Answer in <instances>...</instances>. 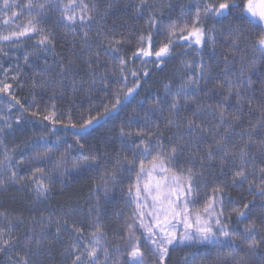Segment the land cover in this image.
<instances>
[{"label":"trees","instance_id":"trees-1","mask_svg":"<svg viewBox=\"0 0 264 264\" xmlns=\"http://www.w3.org/2000/svg\"><path fill=\"white\" fill-rule=\"evenodd\" d=\"M86 2L96 5L92 12L95 18L89 26V46L82 44L79 35L80 26L77 27V32L73 33L53 17L49 18L46 25H42L46 33L52 35L53 46L44 51L42 46L36 47L40 37H30L28 39L30 46L26 52L17 54L21 66L16 74L9 73L11 69L8 68L9 63L2 58L3 54L0 55V78L3 79L4 84L11 85L6 91L0 92V100L10 106L8 116L0 118V160L7 163L6 155L11 156L13 164L17 165L11 170L22 177L18 183L8 182L0 187V213H5L12 220L15 226L11 235L18 240L8 251L0 252V264H16L17 261L25 258L28 259L29 264H71L72 256L69 254L70 250L66 251V249L75 239L70 235L72 221L83 228L81 239L87 243L92 232L89 225L97 218L104 226V246L108 248L107 258L103 251L99 253L102 264H116L117 261L119 264H124L126 257L116 253V249L126 240L127 224L133 219L134 206L130 202L127 189L135 182V174L127 171L118 172L115 183L109 182L107 192L100 184L103 169H111L114 166L116 153L127 155L131 159V153L127 151L126 146L135 140L136 136L121 137L120 129L135 133L144 125V116L147 113L150 119L160 121L159 131L165 137L173 135L176 133L175 125L169 126L163 123L164 117L168 115L166 105L172 99L165 85H171L172 90L175 91L179 84L198 72L195 65H199L201 60L206 66L205 75H209L207 69H211L212 79L218 81L222 79L225 57L228 58L229 64L238 66L242 60H250L254 55L250 44L240 43L241 50L247 47L246 54L232 47L228 39L229 24L234 23L231 16L224 20L209 17L204 21V28L209 35L215 36V43L208 42L199 46L192 44L189 47L188 44L177 41L178 46H174L168 57L160 63L154 54L144 56L139 49L143 47L152 50L153 53L158 50L166 42L165 33L171 21L182 24L195 14V0H146L147 8L139 7L141 0H86ZM213 2L218 3L220 0ZM150 16L157 20L151 28L148 24ZM244 30L246 35L255 39L257 29H249L245 25ZM97 32L101 33L100 37H97ZM149 33L153 40L149 42L146 39L141 44L140 37L142 35L147 37ZM109 46L118 49L117 54L127 61L123 73L127 77L126 82L120 79L119 72L115 71L119 61L114 59L112 52H106ZM97 52L102 65L98 71L105 72L109 76L104 82L109 85L108 88L104 87V83H101L99 78L93 84V77L89 72V62L95 68ZM25 56L28 57L27 61ZM189 62L194 66L191 70L187 67ZM143 68H146L145 72ZM62 70L66 75H61ZM132 72H136L138 80L132 76ZM145 73L147 76L144 75ZM137 83L140 85L139 88L128 96L127 100L122 99L123 107L119 109L118 115L114 114L106 122L94 123L84 130L87 134L80 140L86 154L98 150L99 156L107 157V163L100 162V171L84 169L71 172V175L63 178L64 183L56 182L52 185L51 192L46 198L38 199L32 190L34 185L30 182L31 171L28 164V158L36 151L31 147L35 139L45 133H51L55 135L51 141H56L57 137L61 138L59 142L61 152L67 144L73 145L75 150L80 146L77 144L79 137L76 135L80 130L78 127L72 128L71 124H79L80 117L83 115L87 118L90 112L95 115L96 109L102 111L103 105L109 104L110 93L119 91L123 97L127 89L135 87ZM205 84L207 88H213L211 82L201 81V92L198 97L200 100L207 99L203 92ZM260 88L261 81L257 75H253L252 89L247 96L251 98V109L254 111L250 114L247 101H242L244 105L242 126H247L249 120L255 123L260 115L259 106L264 103ZM212 102L215 103V99ZM181 103L183 104L184 101L181 100ZM230 103L234 104L235 100ZM189 105L187 111L182 109V115L192 118L194 104L191 99ZM229 111L235 109L230 108ZM52 112L56 114L55 123L43 119ZM196 119L197 123L200 120L207 122L211 120V116L201 113ZM234 139L239 140L238 137ZM259 139L264 137L254 138L251 145L252 154L258 158L255 161L257 169L262 166ZM204 147L201 145V149L192 159H188V154L185 153L179 161L191 167L197 174L196 208H201L205 197L211 196L213 188L224 182L227 185L224 189L225 215L230 216V220H226V223L233 230L243 231L249 221L237 223L231 209L252 202L254 207H251L249 217L257 224L256 239L260 241L264 238V229H260L261 217L264 216V208L260 205L264 200L255 191L248 190L247 181L243 184H233L232 166L228 165L222 171L218 156H214L212 160L200 159ZM22 154L25 160L23 163H18ZM7 174L8 171L0 167V175L7 176ZM249 179L252 177L250 176ZM98 184L100 191L96 192ZM96 196L98 200L95 203ZM68 212H71L70 217L65 215ZM62 218L69 219V226H62ZM58 220H61V224L57 223ZM5 223L3 217H0V225ZM58 227L59 233H57ZM29 238H32L33 242L26 246L25 242ZM36 238L42 241L39 245L35 243ZM236 246L243 249V252L231 256L227 249L208 243L175 245L170 247L166 264H189V262L190 264H237L240 255L244 257L242 264H264V243H259L255 248H247L243 241L237 239Z\"/></svg>","mask_w":264,"mask_h":264},{"label":"snow or ice","instance_id":"snow-or-ice-1","mask_svg":"<svg viewBox=\"0 0 264 264\" xmlns=\"http://www.w3.org/2000/svg\"><path fill=\"white\" fill-rule=\"evenodd\" d=\"M139 7L147 8L146 0H141ZM95 8V4H89L86 0H68L67 3H63V0H44V2L3 0L0 11L11 12L9 19L4 20L5 24L19 20L21 15L27 16L28 19L26 23L18 24V31L12 32L10 36L0 37V39L30 38L31 34V36L40 37L36 47L42 46V50H49L50 46H53V38L50 33H46L42 25L49 22L50 11H55L59 13L57 22L65 29L76 33L77 27L80 26L79 35L82 38V44L89 46V26L95 18L92 15ZM194 8L195 14L182 24H177L175 21L169 23L165 33L166 42L158 50L153 53L152 50L141 47L140 53L144 56L154 54L157 61L163 63L172 48L178 46L177 41H184L189 47L192 46V41L198 46L206 45L208 42L215 43V36L205 31L204 21L209 17L224 20L231 16L234 23L229 24L228 39L232 47L246 54L247 47L241 50L240 43L250 44L254 55L250 60H242L238 66L229 64L228 58L225 57L222 79L218 81L212 79L211 69H207L209 75H205L206 66L201 60L199 65H195L198 72L179 84L175 91L172 90L171 85H165L172 99L166 105L168 115L164 117L163 123L169 126L175 125L176 133L173 135L165 137L159 131L160 121L150 119L147 113L144 116V125L135 133L120 129L121 137L136 136V139L126 146L127 151L131 153V159L127 155L116 153L114 166L111 169H103L100 184L107 192L109 182L115 183L118 172L127 171L135 174V182L131 183L127 189V194L131 198L130 202L135 204V208L133 219L127 224L126 229L130 250L125 251L127 259L124 264H166L170 247L185 244V242L218 245L221 249H227L231 256L243 252V249L236 246L237 239L243 241L247 248H255L259 243H264V238L257 241V224L249 217L251 207H254L252 202L243 203L241 207L231 209V213L236 216L237 223L249 221L245 224L243 231L233 230L226 223V220H230V216L225 215L224 189L227 185L224 182L213 188L211 196L205 197L201 208H196L197 174L191 167L179 162L180 157L185 153L188 154V159H192L201 149V145H204L200 159L212 160L214 156H218L222 171L224 167L232 166L233 184H243L247 181L248 190L255 191L264 200V139H259L258 143L262 165L258 169L255 166L258 158L251 151L254 138L264 137V103L259 106L260 115L255 123L249 120L247 126H242L244 106L242 101H247L250 114L254 111L251 109V98L247 96L252 89L253 75H257L261 81L260 94L264 96V0H240V2L220 0L218 3H214L213 0H195ZM13 9L19 11H13ZM156 23L155 17L150 16L149 27L151 28ZM245 25L249 29H257L254 40L250 35L245 34ZM96 35L100 37L101 33L97 32ZM146 39L149 42L153 40L151 33L147 37L143 35L140 37L141 44ZM106 52H112L114 59L119 61L115 71L119 72L120 79L126 82L127 77L123 73L127 61L117 54L118 49L116 48L109 46ZM96 56L95 68L91 62L88 65L93 84L97 78L101 83L109 79L105 72L98 71L102 67L99 52ZM27 59L28 57L25 56V61ZM187 67L191 70L194 66L189 62ZM61 75H66V73L62 70ZM144 75L147 76V73ZM132 76L139 79L136 72H132ZM201 81L213 84L211 89L205 84L203 89L204 96L207 98L205 100L198 99L201 92ZM139 86L137 83L135 87L128 88L123 97L119 91L110 93L109 104L103 105L102 111L96 109L95 115L90 112L87 118L83 115L80 117L79 124L72 123V128L78 127L80 130L76 133L79 137L77 144L80 146L75 150H73V145L67 144L61 152L60 137H57L56 141H49L44 135L35 139L31 147L36 151L28 158V164L31 171L30 182L34 185L32 190L38 199L46 198L51 192L52 185L56 182L64 183L63 178L71 175V172L84 169L93 172L100 171V162L107 163V157L99 156L98 150L85 153L83 144H80V140L87 134L84 130L94 123L106 122L114 114L118 115L119 109L123 107L122 99L127 100L128 96L132 95ZM10 87V84L0 85V92ZM104 87L108 88L109 85L104 83ZM190 99L194 104L192 118L182 115V109L187 111L190 107ZM213 99L215 103L212 102ZM233 99L234 104L230 103ZM181 100L184 101L183 104ZM17 103L19 104V101ZM230 108H234L235 111H229ZM201 113L210 115L211 120L207 122L200 120L197 123L196 117ZM55 115V112H52L45 115L43 119L55 123ZM69 122L71 123L70 119ZM236 137L239 138L238 141L234 139ZM5 159L7 163L0 160V167L5 168L8 174L7 176L0 175V187L8 182L18 183L22 180L16 171L11 170L17 166L13 164L12 157L6 155ZM24 160L25 157L22 154L18 163H23ZM250 165L251 171H249ZM250 176L252 179H249ZM100 184L97 185L96 192L100 191ZM260 206L264 208V203ZM65 215L70 217L71 212ZM0 217L6 221L5 224L0 225V252H6L18 241L11 235L15 226L12 220L5 213H0ZM49 222H51V217H49ZM57 223L61 224V220ZM62 226H69V219L62 218ZM89 226L94 230L90 233V240L84 243L81 239L83 228L78 227L75 221L71 223L70 235L75 239L66 249V251L70 250L69 254L72 256L71 264H102L99 253L103 251L105 258L108 256V248L104 246V226L99 218ZM260 229H264V216L261 217ZM59 231L58 227L57 233ZM138 231L139 235H137ZM142 241L151 248L152 261L145 259V253L141 247ZM32 242L33 239L29 238L25 245H30ZM41 242L40 238L35 239L37 245ZM243 260V255H240L237 264H242ZM16 264H29V261L25 258L17 261Z\"/></svg>","mask_w":264,"mask_h":264},{"label":"rangeland","instance_id":"rangeland-1","mask_svg":"<svg viewBox=\"0 0 264 264\" xmlns=\"http://www.w3.org/2000/svg\"><path fill=\"white\" fill-rule=\"evenodd\" d=\"M24 2H26V0H24ZM40 2H44V0H40ZM68 0H63V3H67ZM3 4V0H0V7H2ZM13 11H19L18 9H13ZM11 16V12H3L0 11V37L3 36H10V34L14 31H18V24L21 23H26L27 22V16L25 15H21L19 20H13L12 22L5 24L4 20L9 19V17ZM55 17L58 18L59 17V13L55 12V11H50L49 13V18H53ZM30 37L31 34H30ZM29 37H12L10 40H3L0 39V55H4V57H2L4 60H6L9 65L8 68H11L9 70V73L12 74H16L18 72L20 65V61H18L17 58V54L18 53H22V52H26V50L29 48L30 44H29ZM184 41H182L183 43ZM183 44H186L185 42ZM192 44H195L194 41H192ZM6 53V54H5ZM11 58V59H10ZM12 61V63L10 64V62ZM16 67V68H14ZM7 70V69H6ZM146 69L143 68V72H145ZM4 81L3 79L0 78V85H3ZM3 104V105H2ZM10 111V106L5 103L4 101L0 100V118L1 117H6L8 116V112ZM46 138L51 141L55 138L54 134L51 133H45ZM99 196V193H98ZM98 196L95 197V203L98 200ZM133 204V203H132ZM134 208H135V204H133ZM94 229L92 228V231ZM137 235H139V231L137 232ZM186 244H201L200 242H185V244H177V245H186ZM141 247L142 250L145 253V259L152 261L153 257L151 256V248L148 246V244L146 242H141ZM126 250H130V248H128V241L127 238L124 241V243L118 247L116 249V253H118L120 256L126 257L125 255V251ZM127 259V257H126ZM116 264H119V262L117 261Z\"/></svg>","mask_w":264,"mask_h":264},{"label":"bare ground","instance_id":"bare-ground-1","mask_svg":"<svg viewBox=\"0 0 264 264\" xmlns=\"http://www.w3.org/2000/svg\"><path fill=\"white\" fill-rule=\"evenodd\" d=\"M192 51V50H191ZM210 55V54H209ZM148 64V63H147ZM152 64V63H151ZM144 65V64H143ZM147 66V65H146ZM152 68V67H151ZM146 69V68H145ZM141 70V69H140ZM3 105V104H2ZM1 114V113H0ZM7 120V119H6ZM71 130V129H70ZM79 130V129H78ZM108 130V129H107ZM64 202V201H63ZM15 209V208H14ZM36 237V236H35ZM18 241V240H17ZM25 248V247H24ZM58 248V247H57ZM185 248V247H184ZM43 250V249H42ZM52 251V250H51ZM11 261V260H10Z\"/></svg>","mask_w":264,"mask_h":264}]
</instances>
